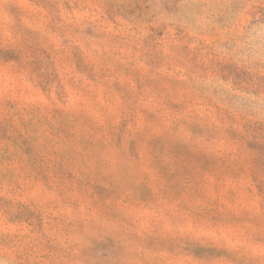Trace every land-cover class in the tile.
<instances>
[{
  "label": "rangeland",
  "instance_id": "1",
  "mask_svg": "<svg viewBox=\"0 0 264 264\" xmlns=\"http://www.w3.org/2000/svg\"><path fill=\"white\" fill-rule=\"evenodd\" d=\"M0 264H264V0H0Z\"/></svg>",
  "mask_w": 264,
  "mask_h": 264
}]
</instances>
